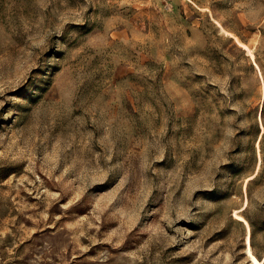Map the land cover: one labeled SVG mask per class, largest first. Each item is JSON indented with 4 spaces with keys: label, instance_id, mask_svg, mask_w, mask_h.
<instances>
[{
    "label": "rangeland",
    "instance_id": "obj_1",
    "mask_svg": "<svg viewBox=\"0 0 264 264\" xmlns=\"http://www.w3.org/2000/svg\"><path fill=\"white\" fill-rule=\"evenodd\" d=\"M0 264H264V0H0Z\"/></svg>",
    "mask_w": 264,
    "mask_h": 264
}]
</instances>
